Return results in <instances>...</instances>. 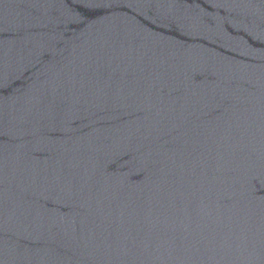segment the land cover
<instances>
[{"label":"water","instance_id":"95a60500","mask_svg":"<svg viewBox=\"0 0 264 264\" xmlns=\"http://www.w3.org/2000/svg\"><path fill=\"white\" fill-rule=\"evenodd\" d=\"M0 264H264V0H0Z\"/></svg>","mask_w":264,"mask_h":264}]
</instances>
